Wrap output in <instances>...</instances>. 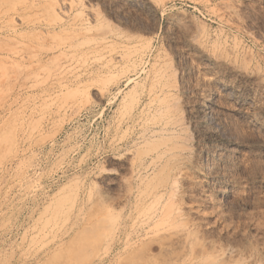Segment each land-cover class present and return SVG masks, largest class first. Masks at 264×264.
Segmentation results:
<instances>
[{"label":"rangeland","instance_id":"374dc122","mask_svg":"<svg viewBox=\"0 0 264 264\" xmlns=\"http://www.w3.org/2000/svg\"><path fill=\"white\" fill-rule=\"evenodd\" d=\"M13 6L0 264H264V0Z\"/></svg>","mask_w":264,"mask_h":264},{"label":"bare ground","instance_id":"6f19581e","mask_svg":"<svg viewBox=\"0 0 264 264\" xmlns=\"http://www.w3.org/2000/svg\"><path fill=\"white\" fill-rule=\"evenodd\" d=\"M7 1H9V6L7 7V8H5V9H0V13H5V14H13V13H15V10H14V6H13V0H7ZM0 4H1V2H0ZM3 4H4V2H3ZM3 4H2V6H3ZM1 6V5H0ZM10 16V15H9ZM208 108V107H207ZM211 109V108H210ZM134 144H135V142H133L132 143V146H134ZM144 169H146V167H144ZM143 177V176H142ZM140 178H141V176H140ZM161 191V190H160ZM159 193V192H158ZM191 208V210L193 211L194 210V212H196V213H198L199 212V209H193V207L191 206L190 207ZM162 210L163 211H165L166 213L165 214H163V216H166V215H168V216H170L169 214V212H171L172 214H173V208L171 207L170 209L167 207V206H164L163 208H162ZM162 210H160L159 211V213L157 212L156 214H155V217H156V220H157V218H159V216H161V214H162ZM177 210H179V211H175V209H174V211H175V214H173L174 215V217H173V220L171 221V222H173V221H178V220H183L184 222H186V223H188L187 225H186V228L185 229H183L184 231H182L180 234H181V237H180V240L181 239H183V241H184V243H187V244H191V238H192V235L194 234V232L196 231V225H195V223L194 222H191L190 220H188V219H186V218H182V217H184V216H188V212H184L180 207L177 209ZM179 218V219H178ZM181 218V219H180ZM188 218V217H187ZM152 220H153V218H152ZM168 220V219H167ZM138 228V227H137ZM150 226H149V222L148 221H146V222H144L143 224H141L140 225V229H137V232H136V230H135V233H137L139 236H144V237H146L148 234H149V231H150ZM177 232H178V230H177ZM176 232V233H177ZM175 233V234H176ZM149 249H150V246H148L147 245V247H146V250H145V252H146V254H149ZM189 249H190V247H189ZM191 250V249H190ZM151 261L152 260H149L148 262H147V264H153V263H151ZM231 262H230V260H226V263L225 264H230ZM154 264H155V261H154Z\"/></svg>","mask_w":264,"mask_h":264}]
</instances>
